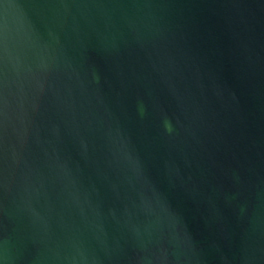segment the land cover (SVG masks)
<instances>
[{"label":"water","instance_id":"obj_1","mask_svg":"<svg viewBox=\"0 0 264 264\" xmlns=\"http://www.w3.org/2000/svg\"><path fill=\"white\" fill-rule=\"evenodd\" d=\"M0 264H264V0H0Z\"/></svg>","mask_w":264,"mask_h":264}]
</instances>
